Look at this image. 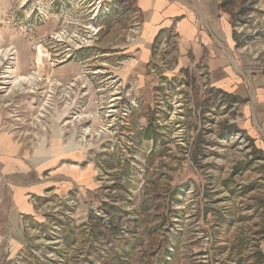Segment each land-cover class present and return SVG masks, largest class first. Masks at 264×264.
Masks as SVG:
<instances>
[{
  "label": "rangeland",
  "instance_id": "1",
  "mask_svg": "<svg viewBox=\"0 0 264 264\" xmlns=\"http://www.w3.org/2000/svg\"><path fill=\"white\" fill-rule=\"evenodd\" d=\"M220 1L244 95L214 86L193 58L174 69L173 35L153 45L147 88L129 82L132 0H0V123L27 146L79 148L92 175L33 197L36 215L17 231L27 245L9 239L0 253L264 264V0Z\"/></svg>",
  "mask_w": 264,
  "mask_h": 264
},
{
  "label": "crops",
  "instance_id": "2",
  "mask_svg": "<svg viewBox=\"0 0 264 264\" xmlns=\"http://www.w3.org/2000/svg\"><path fill=\"white\" fill-rule=\"evenodd\" d=\"M132 1L138 20L129 82H142L139 89L147 88L153 78L147 65L153 58V45L173 35L178 43L174 69L186 66L193 58L208 69L214 86L245 94L242 78L225 51L234 41L220 0ZM51 145L27 146L0 123V245L9 239L19 240L22 218L36 215L33 197L50 191L65 192L74 182H90L91 169L81 163L85 160L83 151Z\"/></svg>",
  "mask_w": 264,
  "mask_h": 264
},
{
  "label": "built area",
  "instance_id": "3",
  "mask_svg": "<svg viewBox=\"0 0 264 264\" xmlns=\"http://www.w3.org/2000/svg\"><path fill=\"white\" fill-rule=\"evenodd\" d=\"M166 41H168V40H166ZM164 44L165 43H163V45ZM165 46H166V48H165V50H166L168 48V46L167 45H165ZM132 87L133 86L130 85V89H132ZM127 95H130V91L127 92ZM118 97L121 98V96H118ZM115 98H117V97H115ZM17 242H19L18 244H20V245H27V242H25V240L19 239ZM6 243L8 244L7 246L12 245L10 241H7ZM7 246L3 249V252L0 253V261H3V262L5 261V264H21L20 259L24 258L25 254L22 251H18L16 254H14V253L9 252V249H8V251L5 252ZM37 257H39V255Z\"/></svg>",
  "mask_w": 264,
  "mask_h": 264
}]
</instances>
